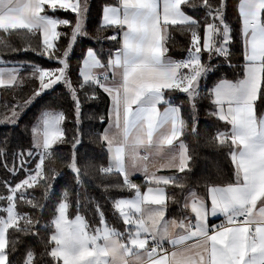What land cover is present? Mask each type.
I'll use <instances>...</instances> for the list:
<instances>
[{
    "label": "snow or ice",
    "instance_id": "6c2138e0",
    "mask_svg": "<svg viewBox=\"0 0 264 264\" xmlns=\"http://www.w3.org/2000/svg\"><path fill=\"white\" fill-rule=\"evenodd\" d=\"M95 7L0 0V264H264V0Z\"/></svg>",
    "mask_w": 264,
    "mask_h": 264
},
{
    "label": "trees",
    "instance_id": "16d2710c",
    "mask_svg": "<svg viewBox=\"0 0 264 264\" xmlns=\"http://www.w3.org/2000/svg\"><path fill=\"white\" fill-rule=\"evenodd\" d=\"M102 2V0H93V3L96 5L95 8L92 9V17H91V23L93 24V26H95L96 22H97V11L99 8L100 3ZM230 4H231V9H230V16H232L233 18L235 17V5L238 2V0H229ZM69 13H60V17L61 18H70ZM233 23H235V19H233ZM61 31H64L65 29L61 28L58 29ZM173 37H174V44L172 45V49H171V54H173L174 56H176L177 58L181 57V51L185 45V36H183L180 32H174L173 33ZM84 43H90L89 41L85 40ZM81 47H83V44L81 45ZM74 52L76 53L77 56H79L80 53V49L79 48H74ZM36 60H40L39 57L35 58ZM217 63H219V58L216 61ZM222 69L224 70L221 73H218L217 76L219 77H223V78H227V79H232L233 78V73L231 72V69L229 68V66L227 64H223L221 65ZM213 79H216V77H213ZM3 98H2V93H0V106H2L3 104ZM206 101H201V114H200V129L201 131H203L205 128L208 129V131L213 132L214 129L209 127V125L206 123V121L208 120L207 116H206V111L207 108L204 107V105H206ZM36 110L33 109L32 112H29L28 117L27 118H31L33 116V113ZM184 111L187 113L188 109L187 107L184 109ZM9 129H6L3 125H0V134L3 133H7L9 132ZM190 139V136H189ZM93 149L95 148V145L91 146ZM68 148L69 146H63L61 152L58 154L61 157L65 156L68 152ZM200 152V157L198 159L197 162V167L195 169L196 175L193 177V179H198L199 176L201 175H215L217 174L218 171H222L224 173L228 172V169L230 167L228 161L225 159V157L222 154H217L215 151H213L210 148L207 147H201L199 149ZM96 157V153L94 151H90L89 152V156L88 159L89 160H95ZM67 169H65L66 171ZM90 174H92L93 170L89 169ZM3 176V171L0 170V177ZM70 179V177H69ZM118 178L115 176L109 177L108 180L111 182H115ZM135 182L140 183L141 184V180L137 179ZM102 189L99 187H95L94 185L90 186L89 188V194L91 197H93L96 200H99L103 206L104 209L106 211V213L109 215V217H111V212L109 211L110 209V205L105 202L104 197L102 196ZM37 196L40 195L39 192L35 193ZM124 195H131V193H125ZM33 247L35 248V250L39 253L42 251V247L39 244V240L36 237H24L23 243L20 245V253L19 255L22 257L25 249L28 247Z\"/></svg>",
    "mask_w": 264,
    "mask_h": 264
},
{
    "label": "crops",
    "instance_id": "0c3cea01",
    "mask_svg": "<svg viewBox=\"0 0 264 264\" xmlns=\"http://www.w3.org/2000/svg\"><path fill=\"white\" fill-rule=\"evenodd\" d=\"M133 179L136 181L137 179L141 180V184H143V176L142 174H136Z\"/></svg>",
    "mask_w": 264,
    "mask_h": 264
}]
</instances>
